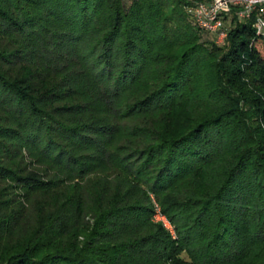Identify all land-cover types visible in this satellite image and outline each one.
<instances>
[{
    "label": "trees",
    "instance_id": "obj_1",
    "mask_svg": "<svg viewBox=\"0 0 264 264\" xmlns=\"http://www.w3.org/2000/svg\"><path fill=\"white\" fill-rule=\"evenodd\" d=\"M196 1L0 0V264H170L149 192L207 262L264 243V38L231 14L217 45Z\"/></svg>",
    "mask_w": 264,
    "mask_h": 264
},
{
    "label": "rangeland",
    "instance_id": "obj_2",
    "mask_svg": "<svg viewBox=\"0 0 264 264\" xmlns=\"http://www.w3.org/2000/svg\"><path fill=\"white\" fill-rule=\"evenodd\" d=\"M187 7V6H186ZM189 6L185 9L189 12ZM196 83V82H195ZM199 83L196 84V86ZM228 111H233L236 116L238 115L239 123H254V119L256 117V112L253 113V110L246 107L244 103L240 102V104L236 105L235 103L229 104L227 102L226 109ZM252 116V118H249ZM246 119V121H242ZM113 151V150H112ZM115 152H117L115 150ZM112 158L114 154H109ZM119 158V157H118ZM216 167L215 164L212 171L207 172L205 176H201L199 182L201 185L207 184V186L215 187V182L217 181L216 175ZM164 192L158 193V195H162ZM149 198L151 203L153 204V212L149 218V221L152 223H159L162 225L164 230L168 231L169 238L172 240L170 243L172 244L170 253L171 261L170 264H228L234 262L238 257L239 264H262L264 261V243L258 244L254 249L251 250L250 253H246L243 255L244 248H240L241 245L238 241L233 242L229 246H221L219 250H216L217 256H215L214 260L211 262H207L203 260L204 251L209 247V229L208 223L204 224L202 228L198 226L191 225L193 218L191 217L192 213L186 214L187 212H178L173 214L172 220L169 219V216L165 214L162 209L159 201L156 198V195L153 192H149ZM172 214V212H169ZM190 229L192 232L184 233ZM175 241V242H173ZM149 247H155L156 250L157 245L149 244L146 249ZM154 250H145L144 253L150 257L153 254ZM152 257V256H151ZM233 257V258H232Z\"/></svg>",
    "mask_w": 264,
    "mask_h": 264
},
{
    "label": "built area",
    "instance_id": "obj_3",
    "mask_svg": "<svg viewBox=\"0 0 264 264\" xmlns=\"http://www.w3.org/2000/svg\"><path fill=\"white\" fill-rule=\"evenodd\" d=\"M194 25L214 36L217 45L224 44L226 17L252 20L256 34L264 38V0H197L189 8Z\"/></svg>",
    "mask_w": 264,
    "mask_h": 264
}]
</instances>
